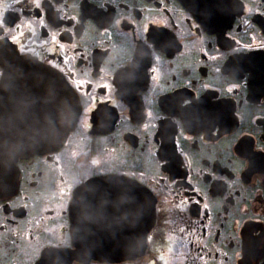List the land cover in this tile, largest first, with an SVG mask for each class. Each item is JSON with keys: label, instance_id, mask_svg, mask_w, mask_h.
<instances>
[{"label": "flooded vegetation", "instance_id": "1", "mask_svg": "<svg viewBox=\"0 0 264 264\" xmlns=\"http://www.w3.org/2000/svg\"><path fill=\"white\" fill-rule=\"evenodd\" d=\"M0 45L79 102L15 163L0 264H264V0H0ZM102 178L125 184L73 208ZM102 238L122 256L68 254Z\"/></svg>", "mask_w": 264, "mask_h": 264}, {"label": "water", "instance_id": "2", "mask_svg": "<svg viewBox=\"0 0 264 264\" xmlns=\"http://www.w3.org/2000/svg\"><path fill=\"white\" fill-rule=\"evenodd\" d=\"M0 67V197H4L16 187L18 170L15 163L18 159L56 149L64 142L76 124L79 102L56 70L19 55L9 45H0ZM117 183L125 184V181L107 178L89 181L73 208L78 201L88 206L97 201L106 202L110 199L111 188ZM127 193L128 201L137 199L130 190ZM143 207L140 234H145L152 215L150 206L144 204ZM75 240L74 249L68 253L73 259L115 260L122 256L121 250H126V247H111L104 238L94 245Z\"/></svg>", "mask_w": 264, "mask_h": 264}, {"label": "snow or ice", "instance_id": "3", "mask_svg": "<svg viewBox=\"0 0 264 264\" xmlns=\"http://www.w3.org/2000/svg\"><path fill=\"white\" fill-rule=\"evenodd\" d=\"M162 159H163V157H162Z\"/></svg>", "mask_w": 264, "mask_h": 264}]
</instances>
